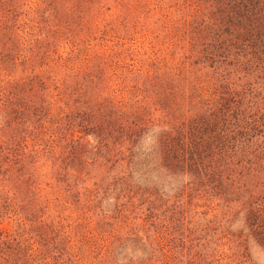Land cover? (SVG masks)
I'll return each instance as SVG.
<instances>
[{
    "label": "trees",
    "instance_id": "obj_1",
    "mask_svg": "<svg viewBox=\"0 0 264 264\" xmlns=\"http://www.w3.org/2000/svg\"><path fill=\"white\" fill-rule=\"evenodd\" d=\"M58 9L57 0H0V264H87L93 255L107 261L125 241L121 214L99 213L89 229L93 209L84 203L70 226L77 245L71 253L64 236L69 226L42 218L36 163L57 120L36 70L54 62L48 18ZM130 10L144 18L156 14L164 57L140 68L123 66L128 80L114 63V80L124 85L100 98L94 112L70 115L66 130L92 134L93 157L122 163L130 179L132 173L156 174L194 199L217 201L228 216L221 234L237 257H245L248 240L264 250V0H135ZM17 71L22 75L12 78ZM104 84L101 79L103 94ZM118 91L131 95V103L116 97ZM64 101L69 106L70 99ZM152 130V146L143 152L142 139ZM82 145L72 141L69 155L85 167L88 144ZM67 186L65 203L72 206ZM150 218L143 231L150 253L139 264H196L197 254L177 261L170 228L155 226L150 233ZM236 219L241 228L233 233ZM134 228L126 234L137 242L140 228ZM186 242L179 239L183 247Z\"/></svg>",
    "mask_w": 264,
    "mask_h": 264
},
{
    "label": "rangeland",
    "instance_id": "obj_2",
    "mask_svg": "<svg viewBox=\"0 0 264 264\" xmlns=\"http://www.w3.org/2000/svg\"><path fill=\"white\" fill-rule=\"evenodd\" d=\"M134 1L57 0V14L48 18L51 35L49 52L50 56L53 55L50 61L54 59V62L44 70L37 68L36 74L45 82V95L49 93V101L55 104L48 108L57 120L53 125L57 132L51 135L46 154L40 152L36 163L40 174V202L44 207L42 218L47 222L54 220L62 227L69 226L64 229V236L69 241L68 247L72 248L71 253H76V237L70 226L74 228L78 223L79 207L84 203L92 206L93 210L88 214V221H91L89 229L94 228L100 219L99 213L113 217L121 214V221H125L120 232L125 238L122 246L116 248L107 261L105 257L94 259L93 255L87 264H139L146 259L150 253L143 232L149 223L147 215L152 217L150 233L156 229L155 226L170 228L172 237L177 240V247L173 250L177 261L186 262L197 254L196 264H264V250L250 240L245 257L234 255L237 248L221 234L228 227V216L221 214L220 208L216 207L217 201L208 203L194 199L189 192L181 191L178 182L164 180L156 174L141 176V173H132L130 179L122 163L113 166V161L102 162V159L93 157L91 153L95 151L96 141L92 134L66 130L70 115L78 111L94 112L100 98L111 97L117 84L118 89L124 85L125 82H121L120 86V80H114V63H119L123 77L128 80L123 66L124 69L131 65L140 68L141 64L164 57L162 32L154 24L156 14H150L149 18L132 14L130 9ZM53 51H56L55 54ZM56 55L60 57V62L56 60ZM14 74L12 78L22 75L19 71ZM101 79L105 83L104 94L99 88ZM114 95L131 103L132 97L126 91H118ZM63 96L65 100L70 99L69 106L65 105ZM46 127H51L49 119ZM153 132L142 139L140 145L143 152L150 150ZM41 139L45 144L47 135H42ZM30 141L33 143V136ZM72 141L80 148L83 143L88 144L82 157L87 163L85 167L79 164L81 161H76L77 153V156L69 155ZM39 149L43 150V146ZM67 185L71 186L74 196L72 206L65 203ZM86 191L95 195L88 197ZM240 224L236 219L230 225V231L237 233ZM134 227L138 231L140 228L138 236L141 240L137 242L130 240L132 236L126 234ZM179 239L187 241L184 247L179 244Z\"/></svg>",
    "mask_w": 264,
    "mask_h": 264
}]
</instances>
